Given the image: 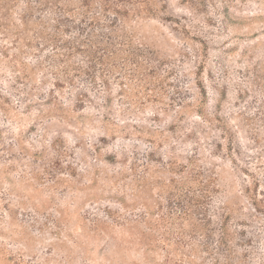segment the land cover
I'll return each mask as SVG.
<instances>
[{
    "label": "rangeland",
    "instance_id": "obj_1",
    "mask_svg": "<svg viewBox=\"0 0 264 264\" xmlns=\"http://www.w3.org/2000/svg\"><path fill=\"white\" fill-rule=\"evenodd\" d=\"M0 264H264V0H0Z\"/></svg>",
    "mask_w": 264,
    "mask_h": 264
},
{
    "label": "trees",
    "instance_id": "obj_2",
    "mask_svg": "<svg viewBox=\"0 0 264 264\" xmlns=\"http://www.w3.org/2000/svg\"><path fill=\"white\" fill-rule=\"evenodd\" d=\"M201 175L202 171H197V173L192 175L189 180L181 181L177 189L178 194L173 195L171 205H173L172 208L176 209L177 214L184 216L194 234H198L199 230L204 228L205 231L208 230L205 232L207 238H210L214 231L213 227L209 229L213 218V213L210 208V184L207 181L200 180L199 176ZM158 209L160 211L162 208L158 206ZM152 213L156 214V212ZM175 214L170 213L167 216H160L158 213L159 219L152 217L151 221H149L145 216L143 219L149 223L152 230L158 231L157 228L161 225L160 221H163L164 223L167 221L171 222L170 220L175 217ZM227 228L226 223H220V229L223 235L227 232ZM194 244L195 243H187L188 248H190V250L188 249L189 251L194 249Z\"/></svg>",
    "mask_w": 264,
    "mask_h": 264
}]
</instances>
